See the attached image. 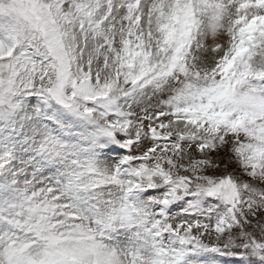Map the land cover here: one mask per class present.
<instances>
[{"label":"snow or ice","instance_id":"obj_1","mask_svg":"<svg viewBox=\"0 0 264 264\" xmlns=\"http://www.w3.org/2000/svg\"><path fill=\"white\" fill-rule=\"evenodd\" d=\"M219 256L264 264V0H0V264Z\"/></svg>","mask_w":264,"mask_h":264},{"label":"rangeland","instance_id":"obj_2","mask_svg":"<svg viewBox=\"0 0 264 264\" xmlns=\"http://www.w3.org/2000/svg\"><path fill=\"white\" fill-rule=\"evenodd\" d=\"M204 258H201L203 260ZM213 264H233L232 258L227 256L216 257Z\"/></svg>","mask_w":264,"mask_h":264}]
</instances>
